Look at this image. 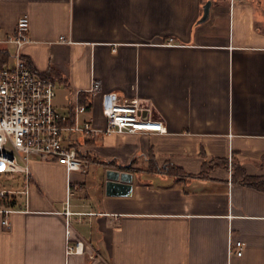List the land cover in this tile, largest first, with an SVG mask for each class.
<instances>
[{
    "label": "crops",
    "instance_id": "obj_1",
    "mask_svg": "<svg viewBox=\"0 0 264 264\" xmlns=\"http://www.w3.org/2000/svg\"><path fill=\"white\" fill-rule=\"evenodd\" d=\"M207 1L0 0L1 33L28 15L21 54L54 76L58 110L77 97L103 127L112 91L165 125L71 132L81 170L31 156L27 194L0 198V264H264V191L231 170L264 176V0H209L200 21ZM112 169L131 174L127 193L106 192ZM7 177L0 189H23Z\"/></svg>",
    "mask_w": 264,
    "mask_h": 264
},
{
    "label": "built area",
    "instance_id": "obj_2",
    "mask_svg": "<svg viewBox=\"0 0 264 264\" xmlns=\"http://www.w3.org/2000/svg\"><path fill=\"white\" fill-rule=\"evenodd\" d=\"M29 17L26 13L18 16L12 32H0V44L6 48L8 57L0 62V172H20L25 179L22 190L0 189V198H9L15 191L27 194L31 179L29 160L36 156L41 160L57 161L67 170H81L82 159L77 142L68 136L71 132L96 134L102 132H163L162 120L146 113L148 107L137 98L120 97L116 92H102V114L105 118L103 127L92 124L91 118L80 117L86 112L89 102L80 103L73 98L74 120L64 123L68 117L57 109L54 98L56 80L37 72L22 57L21 48L29 41ZM63 40V36H59ZM100 80L93 78L86 91L94 94L100 91ZM11 208L4 209L7 214ZM7 216L2 223L7 224ZM67 236L66 252L80 251L81 241L68 242V222L65 229ZM245 242L233 240L229 250L241 255Z\"/></svg>",
    "mask_w": 264,
    "mask_h": 264
},
{
    "label": "trees",
    "instance_id": "obj_3",
    "mask_svg": "<svg viewBox=\"0 0 264 264\" xmlns=\"http://www.w3.org/2000/svg\"><path fill=\"white\" fill-rule=\"evenodd\" d=\"M8 57V53L6 48L0 47V62L6 61ZM42 74L49 75L54 78V76L50 75V73L43 72ZM80 103H83L79 101ZM74 104H70L68 107V117L64 120V123L72 124L74 120ZM171 169H174L173 166L170 167ZM232 170V177L239 180L240 182H243L245 184L251 185L259 190L264 191V176H250L247 175L244 171V169L241 167L240 164H232L231 166ZM11 203V202H10Z\"/></svg>",
    "mask_w": 264,
    "mask_h": 264
},
{
    "label": "water",
    "instance_id": "obj_4",
    "mask_svg": "<svg viewBox=\"0 0 264 264\" xmlns=\"http://www.w3.org/2000/svg\"><path fill=\"white\" fill-rule=\"evenodd\" d=\"M210 1L208 0L203 5V13L200 17V21L204 20L208 15ZM131 180V174L120 171L118 169L108 170L106 172V192L108 194H125L129 189V181Z\"/></svg>",
    "mask_w": 264,
    "mask_h": 264
},
{
    "label": "rangeland",
    "instance_id": "obj_5",
    "mask_svg": "<svg viewBox=\"0 0 264 264\" xmlns=\"http://www.w3.org/2000/svg\"><path fill=\"white\" fill-rule=\"evenodd\" d=\"M58 90V93H57V95H58V97H56V98H54V103H55V101L57 102V101H64L65 100V98H62L61 97V95H62V93L59 91V88L57 89ZM59 109H61V110H63L64 109V107L63 106H57ZM77 134V137H79V138H81L80 137V134H78V133H76ZM80 140V139H79ZM15 175V174H17V175H20V173H16V172H14V173H3V172H0V184H13V182H14V180L13 179H10V178H8L7 176H11V175ZM18 186H19V184H18Z\"/></svg>",
    "mask_w": 264,
    "mask_h": 264
}]
</instances>
